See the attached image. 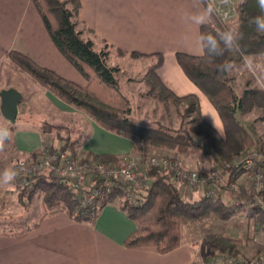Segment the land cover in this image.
Returning a JSON list of instances; mask_svg holds the SVG:
<instances>
[{
  "label": "trees",
  "instance_id": "16d2710c",
  "mask_svg": "<svg viewBox=\"0 0 264 264\" xmlns=\"http://www.w3.org/2000/svg\"><path fill=\"white\" fill-rule=\"evenodd\" d=\"M32 3L55 46L86 79L87 84L81 86L65 79L15 50L8 52L10 65L27 73L32 80L63 102L83 111L102 128L136 139V144L144 141L150 147L174 150L177 153L199 151L218 163L232 161L244 149L255 144L264 146L255 129L245 126L238 117L239 114L249 113L253 109L264 110V90L259 87H245L238 93L231 83L229 70L222 67L225 64L233 66L235 62L249 58L264 57V33L257 32L253 23V19L260 14L256 0H238L234 26L221 22L215 15L200 26V36L235 30L241 36L239 51H228L218 58L213 57L204 48L201 55L176 53V61L184 74L217 111L222 121L223 135L203 118L196 94L179 96L161 81L156 74V68L163 62L161 54L125 52L117 48L116 52L120 56L154 57V63L147 68L142 79L148 96L164 106L181 108L183 116L188 117L187 122L176 129L158 122L146 125L132 120L129 99L121 92L117 77L119 69L111 66L108 61L112 46L101 40V46L96 47L95 40L90 36L92 30L79 19L80 0H32ZM0 126L9 128L12 134L4 149L0 151L1 160L16 150L13 136L16 127L4 124L1 120ZM65 127L67 126L43 121L39 129L42 133L60 134V130ZM85 137L81 133L75 139L70 136H60L59 139L73 149ZM37 153L38 151L30 156L35 157ZM123 157L93 153L84 156L85 159L115 165L119 164ZM228 174L227 185L235 180L237 173L230 170ZM143 176L146 186L134 202H128L127 190L112 188L106 192V184L102 180L98 182L101 190L98 197L101 202L100 210L105 204L114 203L135 223V229L124 239V246L127 248L154 246L158 252L168 253L181 245L184 227L210 218L228 222L239 213H245L252 225L264 231V212L260 211L259 206L252 204L242 185L239 192L233 196L229 195L232 198L228 204L224 202L223 194L217 190L215 195L204 192L196 199H187L171 180L152 168H146ZM38 196L43 208L39 219L48 212L64 210L76 221H90L88 216L83 217L76 209L77 202L73 192L49 176L33 177L31 187L20 188L17 193L18 202L23 205ZM38 224L37 220L12 232L23 233ZM200 243L206 250V254L202 256L203 262L216 254H226L234 258L245 257V241L224 232H205L200 237Z\"/></svg>",
  "mask_w": 264,
  "mask_h": 264
},
{
  "label": "crops",
  "instance_id": "0c3cea01",
  "mask_svg": "<svg viewBox=\"0 0 264 264\" xmlns=\"http://www.w3.org/2000/svg\"><path fill=\"white\" fill-rule=\"evenodd\" d=\"M80 3L79 19L92 30L90 36L97 48L101 46V40H105L114 50L161 54L163 62L156 68L161 81L179 96L196 94L203 118L223 135L217 111L176 61L177 52L203 53L201 25L195 22V16L205 7L202 0H80ZM11 50L27 55L65 79L81 86L87 84L51 40L32 0H0V66L10 65L8 52ZM108 61L119 69L117 77L121 82L119 75L124 72L123 64L134 67L145 63L146 69L154 63V57H145L144 62H140L128 55L121 57L111 53ZM240 63H246V60ZM132 79L131 75L126 78L127 81ZM14 82L0 87V90L13 88L22 96L14 123L0 114L4 124L16 127L13 133L16 150L10 155L11 159L31 157L43 145L56 148L65 145L59 139L60 135L41 132L39 126L43 121L68 125L70 134L64 130L61 136L71 139L84 133L85 139L74 148L78 158H84L88 153L127 156L139 149L134 139L102 128L83 111L63 102L32 80L27 73H17ZM181 158L187 159L183 154ZM189 162L193 163L190 165L193 169L207 171L211 167L206 163L199 165L193 159ZM12 184L0 182V188L9 189ZM178 189L184 197L185 187ZM203 193L204 188L191 194L198 198ZM39 218L38 226L29 231L19 234L0 231V264H201L202 256L206 254L200 243L201 235L190 239L183 237L179 247L164 254L154 246L125 247L124 239L135 229V223L114 203L105 204L90 221H76L64 210L48 212Z\"/></svg>",
  "mask_w": 264,
  "mask_h": 264
},
{
  "label": "built area",
  "instance_id": "2783aa9c",
  "mask_svg": "<svg viewBox=\"0 0 264 264\" xmlns=\"http://www.w3.org/2000/svg\"><path fill=\"white\" fill-rule=\"evenodd\" d=\"M202 2L206 4L209 0ZM237 2L238 0H229L227 5L220 7L221 0H216L218 14L215 16L221 22H233L237 17ZM225 14L227 19L224 18ZM137 145L139 150L124 156L128 157L127 161L117 165L78 158L66 146L56 148L43 145L35 157L14 160L12 170L16 171L17 175L13 181L16 186L29 189L33 177L49 176L72 191L77 202L76 209L83 217L88 216L93 220L101 204L98 199L101 194L98 182L102 180L106 184V192L112 188L127 190L128 202H134L146 186L145 178L140 175L146 167L160 172L176 186L192 190L204 188V192L211 195H215L214 189L219 187L222 194L227 191L233 196L239 192L242 185L252 204L259 206L260 211L264 212V146L255 144L248 147L232 161H220L219 168L213 166L207 173L202 174L198 169H186L178 161L165 155L153 154L144 157L141 153L146 143L140 141ZM230 170H234L237 175L235 180L227 185ZM222 181L224 183H221ZM257 230L253 235V242L258 244V248L253 256L234 258L226 254H216L201 264H264V231ZM260 236L263 238L261 243Z\"/></svg>",
  "mask_w": 264,
  "mask_h": 264
},
{
  "label": "rangeland",
  "instance_id": "374dc122",
  "mask_svg": "<svg viewBox=\"0 0 264 264\" xmlns=\"http://www.w3.org/2000/svg\"><path fill=\"white\" fill-rule=\"evenodd\" d=\"M235 20L230 23L232 26L235 25ZM111 53H116V56H120L114 49H111L110 54ZM135 59L139 60L140 62H144V57H138ZM252 60L257 65L256 74H253L252 70H250L246 66V63H240L241 61L235 62L231 70L229 71L231 83L238 93L241 92L245 87H258V77L264 79V57H254L252 58ZM144 64L145 63H142L134 67L123 64L124 72L123 74L119 75L121 80V82H119L121 92L129 99L128 101L131 109V119L137 123L146 125H154L158 122L174 129L178 128L181 124H185L188 120V117L183 116L181 108L177 109L171 106H164L163 104L155 101L148 96L147 87L145 86L144 82L142 80L141 82H138V79L142 75H144L145 71L149 67L148 66L145 69ZM0 67V87H2V85H7V83L14 82L15 78H17V73L20 72L18 69L9 64H5L4 66ZM130 75L133 79L127 81L126 78ZM238 117L245 126H247L248 128L253 127L264 143V110L258 108L253 109L249 113L239 114ZM68 129L69 127L61 129L60 134L58 135L61 136V134H64V130H67V132L70 134V131ZM75 129L76 128H74L73 131H76ZM78 131L81 132V130ZM64 146H66V144ZM67 148L73 154L76 152L74 148V152L72 151V148ZM141 154L144 157H148L153 154L165 155L178 161L186 169H193L190 166L193 164L189 162L190 159H193L195 163L196 161L199 162V165H203L206 163V165L208 164V166H211L207 168V172L210 170V168L213 167L214 164L216 168H219L218 162L213 161L210 158L207 159L208 156L202 154L199 151L194 153H177L174 150L154 148L146 144L142 149ZM182 154L187 158L184 161L181 158ZM126 158L128 159V157H124L123 159H121V162L119 164L125 162ZM14 160L15 158L11 159L10 155L7 156V158L0 160V174H2L9 167H11L12 169ZM145 169L146 167H144V170ZM199 172L204 174L203 170H199ZM140 175L142 178H144L143 173H141ZM12 182L14 184V181ZM120 182L122 184H125L123 180H120ZM221 183H224V181H222ZM9 184L12 183L10 182ZM12 185L11 187H9V189L6 187L0 188V231H15L25 226H29L38 220L43 211L41 206V199L39 196L35 197L32 202H25L24 205L18 202L17 193L19 192L20 188L16 185ZM182 188L184 187H181V189ZM214 190L219 191L220 188L216 187V189ZM193 191L194 190H192L191 188L185 187V190H183L182 193H184V197L186 198L190 196L188 198L196 199L195 196L191 194ZM229 195L232 196V194L228 193L227 191L223 193L224 202L228 204L231 202L232 198ZM210 231L224 232L231 235L232 237L242 238L245 241L244 254L246 257L253 256L258 248V244L256 242H253V235L258 230L255 225H252L250 220L247 219L245 213H239L238 215L231 218L228 222H220L214 218H210L201 223L188 225L182 229V234L184 238L186 237L187 239H190L192 237L197 238V236ZM259 238H261V236ZM259 242H263V238H261Z\"/></svg>",
  "mask_w": 264,
  "mask_h": 264
},
{
  "label": "clouds",
  "instance_id": "9594fccd",
  "mask_svg": "<svg viewBox=\"0 0 264 264\" xmlns=\"http://www.w3.org/2000/svg\"><path fill=\"white\" fill-rule=\"evenodd\" d=\"M229 0H221L220 7L227 5ZM259 7L260 14L253 19L255 25V30L259 33H264V0H256ZM217 5L216 0H209L205 4L203 12L195 16V22L197 24L203 25L207 19L212 18L217 15ZM225 19L227 15L225 14ZM241 36L235 30H226L221 33L216 34H201L200 45L213 57H222L228 51H239L240 45L239 40ZM246 66L252 70L253 74H256L257 65L253 62L252 58L246 61ZM224 70H231L232 65L225 64L222 66ZM258 87L264 90V79L258 77ZM11 131L7 127L0 126V151L5 147L6 141L11 139ZM17 172L12 169H6L2 174H0V182L3 184H8L15 179Z\"/></svg>",
  "mask_w": 264,
  "mask_h": 264
},
{
  "label": "water",
  "instance_id": "95a60500",
  "mask_svg": "<svg viewBox=\"0 0 264 264\" xmlns=\"http://www.w3.org/2000/svg\"><path fill=\"white\" fill-rule=\"evenodd\" d=\"M21 99V94L13 88L0 90V114L5 120L10 123L16 121L18 103Z\"/></svg>",
  "mask_w": 264,
  "mask_h": 264
},
{
  "label": "bare ground",
  "instance_id": "6f19581e",
  "mask_svg": "<svg viewBox=\"0 0 264 264\" xmlns=\"http://www.w3.org/2000/svg\"><path fill=\"white\" fill-rule=\"evenodd\" d=\"M213 166H215V164Z\"/></svg>",
  "mask_w": 264,
  "mask_h": 264
}]
</instances>
